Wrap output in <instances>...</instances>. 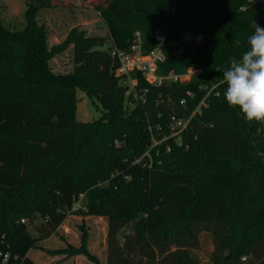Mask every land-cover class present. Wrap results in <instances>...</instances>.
<instances>
[{
	"label": "trees",
	"instance_id": "16d2710c",
	"mask_svg": "<svg viewBox=\"0 0 264 264\" xmlns=\"http://www.w3.org/2000/svg\"><path fill=\"white\" fill-rule=\"evenodd\" d=\"M97 9L107 38L75 28L51 48L35 6L21 30L0 18V264H35L30 251L77 202L83 215L107 218V264H264V123L228 106L222 78L247 50L252 21L264 28V0H109ZM184 29L202 41L164 50L160 68L195 66L199 78L153 86L133 72L132 89L116 75L112 44L127 49L139 31L149 52ZM70 44L74 70L58 73L51 60ZM77 88L100 104V118L76 119ZM173 118L189 120L178 137ZM35 214L38 237L21 221ZM204 231L207 263L196 253ZM68 252L100 264L85 243Z\"/></svg>",
	"mask_w": 264,
	"mask_h": 264
},
{
	"label": "rangeland",
	"instance_id": "374dc122",
	"mask_svg": "<svg viewBox=\"0 0 264 264\" xmlns=\"http://www.w3.org/2000/svg\"><path fill=\"white\" fill-rule=\"evenodd\" d=\"M109 0H0V18L4 24L11 28L21 30L26 24L25 14L30 5L38 8V20L44 24L48 31V46L62 45L72 29L78 28L87 35L109 36V30L100 16L98 5H105ZM182 30L177 40L169 42L155 41V47L166 49H183L188 44L184 42ZM142 38V35H141ZM143 42V40H142ZM109 42L101 48L109 47ZM52 68L58 73H70L74 70V44L57 52L51 60ZM198 67L190 66L185 74ZM184 74V73H183ZM188 79H191L188 77ZM76 119L89 122L101 117L100 104L81 89H76ZM80 205L75 203L74 208L56 232L39 242L32 249L29 256L35 264H93L87 256L79 253H69L72 248H80L85 245L96 255L100 264H107V232L108 221L106 217L83 215L78 211ZM29 224L30 232L38 237L43 235V220L38 215H33L31 220L24 217ZM129 232L124 229L119 239L123 242V234ZM200 248L196 252L202 263L210 261L213 251L212 234L204 231L200 234Z\"/></svg>",
	"mask_w": 264,
	"mask_h": 264
},
{
	"label": "clouds",
	"instance_id": "9594fccd",
	"mask_svg": "<svg viewBox=\"0 0 264 264\" xmlns=\"http://www.w3.org/2000/svg\"><path fill=\"white\" fill-rule=\"evenodd\" d=\"M251 27L254 32L247 38V50L222 71L223 95L228 106L238 107L247 121L264 123V28L254 20Z\"/></svg>",
	"mask_w": 264,
	"mask_h": 264
},
{
	"label": "built area",
	"instance_id": "2783aa9c",
	"mask_svg": "<svg viewBox=\"0 0 264 264\" xmlns=\"http://www.w3.org/2000/svg\"><path fill=\"white\" fill-rule=\"evenodd\" d=\"M184 42H195L196 44L202 41L203 35L201 33H194L186 31L182 34ZM110 53L113 57L117 58L120 62V67L116 70V75L123 77L126 76L123 83H128L132 89L138 85V78L132 77L133 72H139L141 76L153 86H160L171 82L189 81L199 78L202 74L201 68H195L186 74H177L174 71L165 73L160 68V62L165 59L163 47H155L149 52L143 48L141 33L137 31L134 38L127 49H122L112 44ZM190 77L191 79H188ZM189 120L173 118L171 124L172 135L180 136L183 130L187 127ZM159 142L154 141L152 147L156 146ZM144 156L151 158L150 150L146 151ZM84 195L80 196V200ZM79 204V202H77ZM22 222H26L25 219Z\"/></svg>",
	"mask_w": 264,
	"mask_h": 264
}]
</instances>
